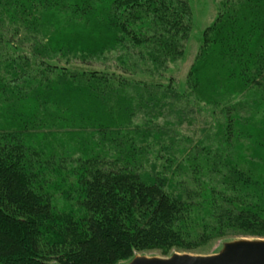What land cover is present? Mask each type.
Segmentation results:
<instances>
[{"label":"trees","instance_id":"16d2710c","mask_svg":"<svg viewBox=\"0 0 264 264\" xmlns=\"http://www.w3.org/2000/svg\"><path fill=\"white\" fill-rule=\"evenodd\" d=\"M219 2L180 95L189 105L211 96L222 102L235 82L258 93L247 102L264 119V0ZM191 25L187 0H0V81L13 72L8 94L15 96L5 99L10 121L0 125V264H120L150 249L196 250L229 230L264 238V216L256 204H242L234 181L200 195L206 155L174 158L169 176L146 182L123 156L126 141L108 140L122 132L118 121L128 123L141 89L172 90L167 64L183 54ZM99 45L120 49L118 72L111 64L77 68L75 58L89 64ZM240 103L222 110L227 142L242 136L227 119ZM47 104L55 119L82 122L113 142L116 156L75 157L50 146L31 121ZM54 192L74 198L76 209H57Z\"/></svg>","mask_w":264,"mask_h":264},{"label":"rangeland","instance_id":"374dc122","mask_svg":"<svg viewBox=\"0 0 264 264\" xmlns=\"http://www.w3.org/2000/svg\"><path fill=\"white\" fill-rule=\"evenodd\" d=\"M187 1L191 10L192 25L190 34L183 46V54L169 61L166 69V73H170L173 77L172 90L165 89L164 85L160 87L161 89L153 85H150L147 89H141L138 94V104L137 101L134 104L133 114L127 116L129 118L127 119L128 123L124 120L118 121L119 126H122L119 128L122 132L113 136L109 135L108 140L110 138L112 141H117L118 138H123L126 141L124 146L126 151L122 150L123 156L130 163L134 162L135 168L133 170L137 171L146 182L151 181L155 173L166 172L165 174L169 176L167 173L175 170L174 158L194 156L203 159L206 155L207 159L204 167L198 169L201 172L200 180H198L200 195L201 193L205 194L206 190L211 187L225 188L227 180L234 181L237 189L235 191L237 192L236 195L243 200L241 201L242 204H256L259 212L264 216V119H261L262 108L252 109L253 104L250 101L247 102L248 100H255L258 93L254 91L251 94L252 91L240 88L233 82L230 86L232 93L228 92L230 95L224 96L222 102L214 101L211 94V99L208 98L209 101L189 105L185 102L184 97L180 95V92L186 88L188 73L195 64L203 30L217 17L220 3L219 0ZM100 46L95 54H93L94 49L89 53L94 56L89 64L82 63L81 58L76 57L75 59L79 61L73 62L79 66L77 68L93 67L103 69L111 64V68L115 67L116 72H118L119 69L116 68V64L120 65L119 58L122 55L120 49L116 46H112V49H102ZM11 73L13 72L9 74ZM9 74L3 75L5 79L0 81V125L4 126L10 121L5 113L9 106L4 101L7 97L12 100L15 98L14 94H8L11 80ZM208 76L210 77L211 74L209 73L207 78ZM13 77L15 76L12 75ZM212 79L221 82L219 77H212ZM17 81L22 88L27 89L23 85L25 80L20 81V78H17ZM126 91L122 92L121 98V102H124V104L128 100L125 95ZM227 91L229 90L225 88L226 93ZM24 92L25 90H22V95ZM236 101L245 103L237 105L235 112H231L227 119L230 116L235 118L233 130L242 134V136L239 138L235 136L230 139V142H227L225 136L226 117L223 115L222 110L225 106L227 108L230 103ZM138 105L140 111H136ZM45 107L48 109H40L36 117H32L31 121H34L37 126L32 130H36L45 137L50 138L52 143L50 146L66 148V151L69 154L72 153L75 157L96 153L105 157L116 156L115 144L103 139V136L97 134L96 130L91 135V130L82 122L77 125L76 121L57 120L55 119L54 108L49 104ZM253 111L257 112L251 116L250 112ZM78 112L73 111L76 115ZM63 115L67 116L65 113ZM53 131L57 132V135L52 134ZM128 139L129 141H127ZM43 145L48 144H40V146ZM132 147L133 149L130 152ZM167 158L172 161L169 162ZM219 162L237 164L235 166L239 170L230 173L231 170L225 167L215 166V163ZM238 172L243 173L238 175ZM183 174L188 175L187 172ZM245 174L249 177L248 181ZM238 176L247 183H243L238 179ZM189 185L196 188L191 182ZM67 186L66 183L65 187ZM198 189H194L196 194L199 191ZM54 195L53 203L56 204L57 209L65 211L76 209L74 198L67 199L64 195L61 196L59 192H54ZM224 236L222 240H214L196 250L180 251L173 248L172 252L212 254L220 248L224 241L238 237H254L231 230ZM136 254L168 255L163 254L159 249L145 250Z\"/></svg>","mask_w":264,"mask_h":264},{"label":"water","instance_id":"95a60500","mask_svg":"<svg viewBox=\"0 0 264 264\" xmlns=\"http://www.w3.org/2000/svg\"><path fill=\"white\" fill-rule=\"evenodd\" d=\"M120 264H264V238L238 237L227 240L216 252L205 255L188 252H172L167 256L135 254Z\"/></svg>","mask_w":264,"mask_h":264}]
</instances>
